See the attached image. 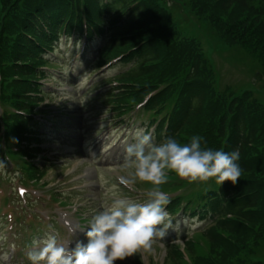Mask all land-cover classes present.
Instances as JSON below:
<instances>
[{
  "label": "trees",
  "instance_id": "1",
  "mask_svg": "<svg viewBox=\"0 0 264 264\" xmlns=\"http://www.w3.org/2000/svg\"><path fill=\"white\" fill-rule=\"evenodd\" d=\"M165 2L0 0V148L4 139L8 151L11 144L20 146L12 155L42 151L32 124L44 100L42 79L49 74L42 67L51 65L63 37L101 40V64L121 57L128 65L111 79L120 84L118 92L108 93L114 109L121 114L132 107L126 99L141 102L158 89L145 106L163 114L157 145L170 137L189 143L200 136L202 147L240 154L235 185L213 183L198 195L172 198L173 213L189 211L207 226L199 238L184 239V250L167 244V258L175 264H246L253 246L264 242V106L251 91L233 95L217 89L202 47L179 37ZM189 5L222 39L256 59L264 77V0H189ZM30 174L41 177L45 171L32 164Z\"/></svg>",
  "mask_w": 264,
  "mask_h": 264
},
{
  "label": "rangeland",
  "instance_id": "2",
  "mask_svg": "<svg viewBox=\"0 0 264 264\" xmlns=\"http://www.w3.org/2000/svg\"><path fill=\"white\" fill-rule=\"evenodd\" d=\"M165 1L180 31L179 37L193 39L202 47L217 89L233 95L251 91L253 97L264 106V78L259 73L258 61L245 56L240 47L222 39L213 26L191 10L189 0ZM101 44L96 40L92 47L86 49L83 39L76 43L73 40L66 43L62 39L55 50L59 58L52 59L53 63H58L54 64L57 67L52 72H56L58 78L44 80L45 101L39 109L43 115H38L45 123L39 127L41 133L50 134L47 137L43 135L46 150L37 159V163L49 168L47 175L38 182H30L32 184L27 187L22 182L24 178L20 177L18 165L10 162L0 165V264H31L27 252L33 248L29 241L36 226H40L39 231L49 227L58 244L66 245L71 237L64 218H73V226L87 230L89 221L102 211V205L111 203L114 198H128L140 203L147 200L145 191L150 185L138 182L128 187L120 182L119 177L123 174L120 168L126 157V148L136 143V133L142 130L151 137L154 126L145 128L154 113L141 112L143 106H138V102H133L132 98L126 99L129 106L132 105L127 112L134 109L130 113L119 117L111 111L114 99L106 95L116 83H111L108 78L128 65L118 60L101 70L97 53ZM66 89L71 92L66 93ZM100 126H105L103 132H106L101 141L92 135L93 130L97 132L101 129ZM64 132L73 134L75 139H66H70V136L63 135ZM82 140L85 151L90 150L89 166H96V174L84 162L86 158L83 159V154L76 147L75 152H67L64 147L78 145ZM152 142L156 144L155 139ZM84 173L88 176L82 178ZM168 181L170 184H163L161 189L185 198L198 195L215 183L214 180L189 183L175 174H169ZM180 181L184 182L183 187L175 189ZM22 185L27 188L23 196L17 192ZM165 210L168 213L165 221L168 227L165 236L156 239L153 252L145 254L143 260L138 254L118 260L116 264H175L167 258L166 243L176 236L177 242H181L182 237L191 236L194 231L202 229L204 221L198 217L192 219L183 211L170 215L167 205ZM193 236L199 238L200 232ZM45 237L42 235L40 238L43 240ZM78 241L80 239L76 243ZM252 251V257L246 264H264V242L253 246Z\"/></svg>",
  "mask_w": 264,
  "mask_h": 264
},
{
  "label": "clouds",
  "instance_id": "3",
  "mask_svg": "<svg viewBox=\"0 0 264 264\" xmlns=\"http://www.w3.org/2000/svg\"><path fill=\"white\" fill-rule=\"evenodd\" d=\"M201 140L193 136L189 143H181L170 137L157 145L150 135L138 131L136 143L126 148L119 179L128 187L138 182L150 185L145 191L146 202L114 198L89 221L86 244L78 241L69 249L49 234L32 241L34 247L27 252V259L31 264H116L139 254L143 260L153 252L156 239L166 234L165 206L170 198L161 186L169 174L189 183L214 180L220 187L226 181L235 185L241 177L238 150H213L202 147Z\"/></svg>",
  "mask_w": 264,
  "mask_h": 264
}]
</instances>
